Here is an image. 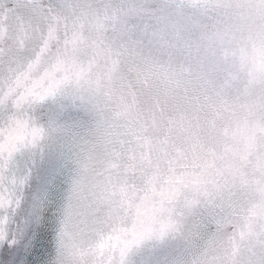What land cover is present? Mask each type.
I'll list each match as a JSON object with an SVG mask.
<instances>
[{
	"label": "snow or ice",
	"instance_id": "snow-or-ice-1",
	"mask_svg": "<svg viewBox=\"0 0 264 264\" xmlns=\"http://www.w3.org/2000/svg\"><path fill=\"white\" fill-rule=\"evenodd\" d=\"M140 29L126 0H0V264H122L128 250L177 229L166 214L133 222L126 211L123 133L109 83ZM92 103L95 126L73 138L71 182L31 186L11 167L44 130L34 105L58 91ZM212 227L219 228L216 217ZM192 264H264V222L203 244Z\"/></svg>",
	"mask_w": 264,
	"mask_h": 264
},
{
	"label": "clouds",
	"instance_id": "clouds-1",
	"mask_svg": "<svg viewBox=\"0 0 264 264\" xmlns=\"http://www.w3.org/2000/svg\"><path fill=\"white\" fill-rule=\"evenodd\" d=\"M232 8L238 13L251 11L255 27L251 40L246 41L243 46V54L238 50L237 61L254 81L264 84V2L254 0L250 5L239 4Z\"/></svg>",
	"mask_w": 264,
	"mask_h": 264
},
{
	"label": "bare ground",
	"instance_id": "bare-ground-1",
	"mask_svg": "<svg viewBox=\"0 0 264 264\" xmlns=\"http://www.w3.org/2000/svg\"><path fill=\"white\" fill-rule=\"evenodd\" d=\"M190 225H191V221H190V219H188L187 220V232L183 236H180V237L173 236L172 237L171 242H172L173 247L179 246L182 243H184L186 240H188L189 235H190V229H191V226ZM157 257H158V255H157ZM152 261L153 260L151 259L150 261H147L144 264H151Z\"/></svg>",
	"mask_w": 264,
	"mask_h": 264
}]
</instances>
